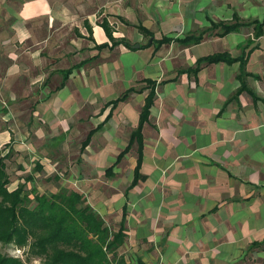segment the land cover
<instances>
[{
    "label": "crops",
    "instance_id": "crops-1",
    "mask_svg": "<svg viewBox=\"0 0 264 264\" xmlns=\"http://www.w3.org/2000/svg\"><path fill=\"white\" fill-rule=\"evenodd\" d=\"M216 14H226L225 20L219 21L232 22L235 16L241 21L245 17L262 21L257 17L263 14L264 20V0H0V146L5 145V152L14 151V165L18 162L28 167V161L36 160L43 166L40 169L49 171L55 167L51 152L55 140L68 138L75 129L79 133L81 128L86 129V138L78 152L79 161L68 176L79 177L85 167L99 173L103 186L106 180H112L103 193L118 203L119 228L124 220L127 238L134 237L144 243L162 239L165 250L158 254L162 264H232L244 259L245 254L253 259L252 264H264L262 215L259 221L248 217L249 210L257 213L263 208L258 211L257 205L252 204L245 207L242 214L223 215L226 206L248 202L252 196L236 202L224 198L208 205L202 223L206 222L205 228L210 229V233L203 239V224L198 222L197 225L189 219L179 205L165 207L161 193L151 201L152 192L148 191L139 196L143 197L141 207H133L138 196L135 190L152 177L144 173V168L152 164L150 145L156 137L161 142L157 129L164 128L167 139L172 138L168 122L175 134L191 132L197 140L206 139L210 146L215 145L213 142L218 141L220 133L255 135L254 149L261 155L255 162L264 165V35L257 40L250 38L247 44L252 45H247L248 51L239 37L240 31L224 37L217 35L211 43H206L207 39L174 49L173 56L164 51L169 46L180 47L182 44L177 39L195 35L199 27L211 25L216 21L213 17ZM158 23L161 30L156 32L154 27ZM65 27L75 30L73 43L65 42L59 35L60 29ZM39 32H46L43 39H37ZM182 33L185 37L180 36ZM164 37L174 41L160 45ZM131 39L137 42L131 43ZM144 39L148 40L146 44L141 43ZM84 41L96 54L102 53L100 62L95 54L92 57L97 59L88 63L83 60L72 66L67 78L64 72L61 85L42 97L32 90L27 95L18 92L16 87L22 79H26L29 86L43 79L44 90L51 84L44 78L55 66L44 50L60 51L62 55L77 53L79 44ZM219 53H228L235 61L203 64L196 71L200 58ZM242 56L246 60L244 70L239 61ZM175 65L186 66V69L178 73ZM32 71H36V76ZM139 85H145V89H138ZM124 95H127L125 100L116 106L112 104ZM150 97L148 119L141 128V178L132 186L140 145L131 140L140 127ZM176 110L183 114L184 120H178ZM207 120L211 126L204 123L205 127L208 124V132L202 133L203 125L196 127L195 124ZM201 133L206 135L205 139ZM8 144L10 146L6 147ZM64 144L60 149L67 155L70 147ZM228 145L223 141L221 161L230 150ZM127 147H130L129 152L119 159ZM157 152L154 166L158 167L162 179L161 173L169 163L161 147ZM204 159L208 160L205 168H221L230 178L234 177L212 157ZM125 172H129L124 178L128 187L122 191L121 176ZM82 175L84 180L93 181L90 173ZM151 179L153 181L154 177ZM94 210L101 215V210ZM214 213L222 214L221 221L226 224L221 233L218 231L220 220L217 228ZM234 223L239 224L238 230L229 231ZM134 256L135 260L126 258L127 261L142 260L152 264L147 253Z\"/></svg>",
    "mask_w": 264,
    "mask_h": 264
},
{
    "label": "rangeland",
    "instance_id": "rangeland-1",
    "mask_svg": "<svg viewBox=\"0 0 264 264\" xmlns=\"http://www.w3.org/2000/svg\"><path fill=\"white\" fill-rule=\"evenodd\" d=\"M211 9V8H210ZM216 10V9H215ZM214 20L212 22H219L226 18V14H216ZM244 18V17H243ZM258 19L263 20V14H261ZM248 19L250 20V24L247 26H242L240 28V38H242V42H245L244 45L246 47V51L249 50L250 44H247L250 38H253V26H252V17H245L241 23H249ZM211 22V23H212ZM226 22V21H225ZM231 25H241V23L232 21L229 22ZM158 26V28L156 27ZM201 26V22H200ZM72 28V27H71ZM161 30V26L158 23L155 25L154 30L157 32ZM221 28L212 29L211 25L208 24L204 27H199L198 31L195 33L197 36L200 34L204 35L203 40H207L206 43H211L216 39L214 37H218V33H221ZM46 32H39L37 39H43L45 37ZM59 35H61L62 40L68 43H73L74 38H76L75 30H68V27L64 29L61 28L59 31ZM184 35L182 33L180 36ZM214 38V39H212ZM131 43H136L135 39L130 40ZM148 42L147 39H144L141 43L146 44ZM259 42V41H258ZM72 45V44H71ZM89 45L88 42L84 41L79 44V49L77 48V53H71L62 55L60 51L55 53H49L48 50H44L46 52L49 59H53L52 64L55 66L54 70L47 71L48 77L44 79H48L51 83L50 85L46 86L43 83V79L40 82H37L33 86H29V82L26 79H22L18 82L20 86H14L18 90V92L32 93L39 95H46L49 91L58 88L61 85V81L63 79L64 72L67 71L72 66L78 64L79 62L86 60L85 62H91V59H97L95 55L97 52H94L93 49L87 47ZM92 45V44H91ZM183 45V44H182ZM180 47L173 46L166 47L164 50L167 51L168 56H173L175 54V50L177 48H183L188 45H184ZM43 52V53H44ZM67 53V50H66ZM99 59L102 53L98 51L96 54ZM68 56V58H66ZM105 56V55H104ZM106 56H109L106 54ZM54 59L57 61L54 62ZM260 60V59H259ZM97 61V60H96ZM101 59L98 61L100 62ZM97 62V63H98ZM262 62V61H260ZM96 63V62H94ZM86 68L88 66H85ZM175 69L179 72L186 69V66L175 65ZM33 72V71H32ZM264 75V70L262 71ZM33 76H36V71L33 72ZM32 76V77H33ZM45 75H41L44 77ZM34 78V77H33ZM45 80V81H46ZM47 80V81H48ZM42 83V84H41ZM145 85H139L138 89H143ZM22 88V91H21ZM145 89V88H144ZM2 91V90H1ZM38 97V98H40ZM1 107V106H0ZM170 110V109H169ZM2 112V110L0 111ZM175 115L178 117V120H184L183 114H180L179 110H176ZM188 123V121H186ZM204 123H208L211 126L210 121H203L198 124H195L196 127H201L203 125L204 129L201 128L202 133H207V125L205 127ZM171 123H167V129L172 132V138L170 141L167 139V133L164 128L157 129L158 136L161 139H154V144L150 145V159L152 164L149 167L144 168L145 174H152L154 180L152 181V177L146 182L140 184V187H137L135 191H137V197L135 198L134 208L141 207L142 199L139 196H143L146 192L151 191L152 194L150 196V200L153 201L159 193H161V197H165V203L163 204L165 207L168 206H175L179 205L180 209L185 215L188 216L189 219L196 222L202 223V219L205 216L207 211L208 205L212 202H219L224 198H230L232 201H240L246 196H252L253 199L248 202H240L235 203V205L226 206L225 213L223 215L229 214L237 215L242 214L244 210L250 205H257L258 211L263 208L260 212L255 213V210H249L248 217L251 221L257 219L256 221L260 220L262 215V221L264 222V165L260 166L256 164L255 161L261 156L260 153L255 152L254 145L256 142L255 135H247V134H239L236 135L235 132L231 131L229 134L226 132L224 134L220 133L218 136V141L214 140L213 143L215 145L210 146L211 143H207L205 140L206 135L201 133V136L204 137L205 140L200 141L197 140V137L188 132L185 134H175L173 126L170 125ZM232 126V130H233ZM249 129H253L250 127ZM162 130V131H161ZM251 131V130H250ZM162 132V134H160ZM56 135V134H55ZM87 131L86 129H80V133L78 129H75L74 132H71V135H68V138L55 140V146L52 147V153L54 154L55 167L54 169L47 170V169H40L39 167H43L42 165L38 164L35 160L34 162L28 161L30 163L27 166L23 165V163L15 162L14 159L16 155L14 151L5 152L4 146H0V158H4L7 164V171L10 176V185L9 189H14L17 187H23L25 193L29 194L31 198L34 197L36 194H57L64 190L67 191H78L85 196L87 203L96 210H101L100 214L102 218L105 220L106 225L108 226L109 230L112 233L117 232L119 228L120 222V212L118 208V203L114 198H108L107 194L103 193V190L106 191L108 187V183L112 182V180H106V182L101 183L99 180V173L94 171V169H89L83 167V174L87 173L92 176L93 181H88L87 179L84 180V177L81 173L79 177H69L70 169L75 165L78 161V152L79 148L82 145L83 140L86 138ZM61 137V136H59ZM58 137V138H59ZM200 137V136H199ZM57 138V135H56ZM216 139V138H215ZM223 141L229 143L230 150L226 156L224 161H221V149L223 145ZM64 142H66L64 144ZM250 146H249V144ZM64 144V146L69 145L68 154L65 155L61 152L60 147ZM158 145V146H156ZM10 144L6 145L9 147ZM161 147L163 152V157L169 165L166 166V171L162 174V179L159 177V173L157 171L158 167L154 166V159L156 155H158L157 149ZM136 148V147H135ZM186 157H189L186 159ZM207 157H212L216 162L222 164V167L226 168L234 177H229L228 174L221 168H213L210 167L207 169L205 168V164L208 163V160L204 159ZM21 167V168H20ZM129 168V167H128ZM38 174H35V172ZM97 173V174H94ZM129 172H125L122 178V184L120 185L121 190L124 191L128 187V181H125L124 178L128 177ZM118 183H120L118 181ZM97 187H94L96 186ZM114 191V190H113ZM116 192V191H114ZM139 197V198H138ZM167 200V202H166ZM246 207V208H245ZM136 212V210H134ZM222 214L214 213V220L216 223L217 228L218 220H220V229L218 231H224L223 227H225V223L221 221ZM202 235L201 239L209 236L210 229H206L205 223H202ZM239 228V224L234 223L231 224V227L228 228L229 231H237ZM217 231V230H216ZM262 233L264 234V228H262ZM166 232H163V237L165 238ZM163 240H159L156 242H147L145 243L136 238L126 237L124 243L121 247H119L118 251L121 255H124L125 258L135 260L136 254H145L147 253L149 257L152 258V264H162L160 262V258H158L159 252H164L165 247L162 244ZM205 242H203L204 244ZM201 241L199 245H201ZM2 251L10 252V254L15 256H21L23 259L26 258V254H24V250L17 249L13 247H3ZM181 254V252H178ZM175 256V251L173 253V257ZM252 258L249 255L245 254L244 259L241 258L232 264H252ZM31 264H41L38 259H33Z\"/></svg>",
    "mask_w": 264,
    "mask_h": 264
},
{
    "label": "trees",
    "instance_id": "trees-1",
    "mask_svg": "<svg viewBox=\"0 0 264 264\" xmlns=\"http://www.w3.org/2000/svg\"><path fill=\"white\" fill-rule=\"evenodd\" d=\"M234 20L241 23L238 16ZM241 25H231L229 22H212L211 28H221L218 36L224 37L230 33L239 32ZM254 38L264 35V20L252 21ZM107 28V25L105 26ZM107 30V29H106ZM108 32V30H107ZM202 34L191 35L177 39L183 45L199 44ZM174 39L164 37L159 44L170 43ZM252 42V41H251ZM250 44V43H249ZM99 46L98 48H102ZM245 57H240L242 70L245 69ZM235 60L228 53H219L200 58L196 71L203 64L220 62L232 63ZM72 69L65 72V78ZM127 95L113 101L116 106L126 99ZM152 98L147 101L139 129L133 134L131 143L138 141L139 161L136 167L135 186L139 179L142 137L141 128L148 119ZM91 136V135H90ZM87 138L85 144L90 140ZM130 150L127 147L119 156L123 158ZM10 176L4 158H0V264H31L38 259L41 264H146L142 260L136 263L128 262L118 251L126 238L124 220L117 232L112 233L99 215L86 201L85 196L77 191L64 190L57 194H36L33 198L25 193L23 187L9 189ZM3 247H13L24 250L26 258L3 252Z\"/></svg>",
    "mask_w": 264,
    "mask_h": 264
},
{
    "label": "water",
    "instance_id": "water-1",
    "mask_svg": "<svg viewBox=\"0 0 264 264\" xmlns=\"http://www.w3.org/2000/svg\"><path fill=\"white\" fill-rule=\"evenodd\" d=\"M136 48H139V45H137Z\"/></svg>",
    "mask_w": 264,
    "mask_h": 264
}]
</instances>
